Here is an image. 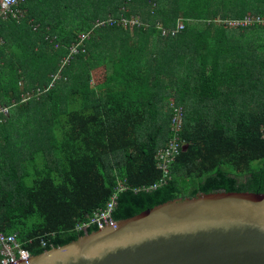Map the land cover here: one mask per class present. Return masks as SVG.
Returning a JSON list of instances; mask_svg holds the SVG:
<instances>
[{"label": "trees", "instance_id": "trees-1", "mask_svg": "<svg viewBox=\"0 0 264 264\" xmlns=\"http://www.w3.org/2000/svg\"><path fill=\"white\" fill-rule=\"evenodd\" d=\"M0 21V224L33 256L216 192L264 194V0H25ZM140 17L150 28H124ZM183 20L185 29L164 37ZM223 22V23H221ZM88 35L77 54L70 51ZM104 77L95 83V73ZM184 108L185 147L160 185L158 153ZM47 245L44 246L43 243Z\"/></svg>", "mask_w": 264, "mask_h": 264}, {"label": "water", "instance_id": "water-1", "mask_svg": "<svg viewBox=\"0 0 264 264\" xmlns=\"http://www.w3.org/2000/svg\"><path fill=\"white\" fill-rule=\"evenodd\" d=\"M2 264H264V194L223 191L162 203Z\"/></svg>", "mask_w": 264, "mask_h": 264}, {"label": "built area", "instance_id": "built-area-1", "mask_svg": "<svg viewBox=\"0 0 264 264\" xmlns=\"http://www.w3.org/2000/svg\"><path fill=\"white\" fill-rule=\"evenodd\" d=\"M25 0H0V21L7 20L10 17H14L19 19L23 16L20 12V9L16 8L21 2ZM110 24L117 22L118 24H122L124 28H133V27H146L150 28V24L138 19V18H126L123 17L122 20H109ZM227 24L230 27L241 26L247 28L249 26L258 24L260 26H264V17L262 16H246L245 19L235 20V21H227ZM158 29L162 31L164 37H176L178 36L184 29L185 24L181 19L178 23V26L173 29H168L162 25L158 26ZM88 39V35H81L79 37V41L76 45H74L70 51V56L78 53L79 46H83L85 40ZM172 109H174L175 115L173 118V127L175 130V138L169 143L167 147H163L158 153L159 160V168L164 171V177L162 182L159 184L162 185L167 183L169 178L172 175V165L176 161L177 157L181 154L182 150L185 147V141L182 140L181 133L184 129V108L180 107L176 104L175 101L171 104ZM9 107L2 106L0 104V115L8 116ZM262 137L264 138V125L261 127ZM117 205V194H114L108 203L105 209H101L94 213V215L90 218L88 223L78 226L79 231H87V229L91 226H96L97 228L104 227L111 223L116 222L113 219L112 213L114 208ZM44 246L47 244L44 242ZM31 254L28 250L24 249L21 243L17 239L16 234H6L1 227L0 224V264L8 262L12 259Z\"/></svg>", "mask_w": 264, "mask_h": 264}, {"label": "rangeland", "instance_id": "rangeland-1", "mask_svg": "<svg viewBox=\"0 0 264 264\" xmlns=\"http://www.w3.org/2000/svg\"><path fill=\"white\" fill-rule=\"evenodd\" d=\"M134 18H138V19H140V20H142L140 17H134ZM143 21V20H142ZM221 23H223V22H221ZM144 28H146V27H144ZM79 36H80V34H79ZM95 83L98 81H100L103 77H104V73H103V71L102 70H98L96 73H95Z\"/></svg>", "mask_w": 264, "mask_h": 264}, {"label": "crops", "instance_id": "crops-1", "mask_svg": "<svg viewBox=\"0 0 264 264\" xmlns=\"http://www.w3.org/2000/svg\"><path fill=\"white\" fill-rule=\"evenodd\" d=\"M0 116H4V115H0ZM6 117V116H5Z\"/></svg>", "mask_w": 264, "mask_h": 264}]
</instances>
